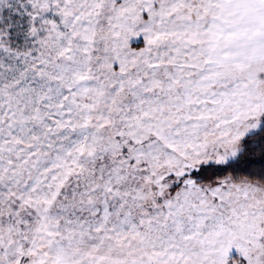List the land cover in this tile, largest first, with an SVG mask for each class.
Returning a JSON list of instances; mask_svg holds the SVG:
<instances>
[{
    "label": "snow or ice",
    "instance_id": "obj_1",
    "mask_svg": "<svg viewBox=\"0 0 264 264\" xmlns=\"http://www.w3.org/2000/svg\"><path fill=\"white\" fill-rule=\"evenodd\" d=\"M0 264H264V0H0Z\"/></svg>",
    "mask_w": 264,
    "mask_h": 264
}]
</instances>
